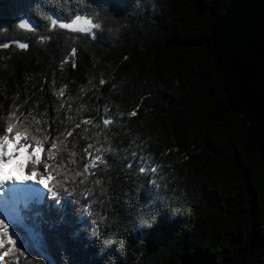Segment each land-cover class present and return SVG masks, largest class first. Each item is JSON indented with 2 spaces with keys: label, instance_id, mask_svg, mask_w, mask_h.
I'll return each instance as SVG.
<instances>
[{
  "label": "trees",
  "instance_id": "16d2710c",
  "mask_svg": "<svg viewBox=\"0 0 264 264\" xmlns=\"http://www.w3.org/2000/svg\"><path fill=\"white\" fill-rule=\"evenodd\" d=\"M6 125L70 195L3 264H264V0H0Z\"/></svg>",
  "mask_w": 264,
  "mask_h": 264
},
{
  "label": "snow or ice",
  "instance_id": "6c2138e0",
  "mask_svg": "<svg viewBox=\"0 0 264 264\" xmlns=\"http://www.w3.org/2000/svg\"><path fill=\"white\" fill-rule=\"evenodd\" d=\"M51 24L55 26L57 24V19H52ZM99 23H94L93 19L89 18L88 14H82L77 12L73 17H70V22H62L59 24V28L61 29H71L73 32H88L92 29L99 28ZM20 29L29 28V22L25 20L19 24ZM31 30V29H30ZM2 47L7 48L9 45L4 44ZM21 49H26L28 45L26 43L19 44ZM76 49H72L71 55L75 56ZM103 83V82H102ZM132 116L136 115V112L131 113ZM84 123H88L87 120ZM112 123L111 120L105 119L104 124ZM13 126L9 125L7 127V132L12 133ZM68 136H71L72 133L68 132ZM24 140L25 142H21ZM14 145V147H13ZM55 144L51 145V148H55ZM89 148L92 145H88ZM32 149L30 152L29 150ZM44 149L37 144L34 148L33 145L27 142L26 137L21 131H16L14 139L9 138V135H3L2 140H0V198H3L6 202L9 199V195L15 192L17 189H23L26 191L36 190L33 185H41L43 188L48 189L52 198H57L59 193L54 189L49 187V180L52 178L51 176L47 175L48 168L50 165L45 163V167L41 173H39L40 178L37 179L38 172L36 170H31L25 172V165H17V173L14 175L12 171H9L10 166L13 164L14 161L18 160L21 156H24L27 161L31 164L39 165L41 163V153ZM87 151V149H85ZM91 155V154H90ZM48 159H52V157H48ZM96 159L100 160V163H104L103 159L97 157ZM89 166L85 165V169L87 170ZM131 167V165H129ZM152 172H156V168L152 167L150 169ZM141 171H144L142 168ZM98 183V181H97ZM20 185H24L21 187ZM70 195V193H69ZM33 198H26L22 201L15 202L14 206L11 208L10 211H5L0 213V216H4L7 218L11 224H18L22 222V217L20 215L22 207H27L28 203L32 201ZM5 219H0V248H3L5 242L8 245H11L13 248L17 246V240L20 239V236L17 232H13V235L16 236V239H13L12 236L8 233L9 225L4 222ZM6 238V241H5ZM2 256H8L9 252L4 251L0 253Z\"/></svg>",
  "mask_w": 264,
  "mask_h": 264
},
{
  "label": "rangeland",
  "instance_id": "374dc122",
  "mask_svg": "<svg viewBox=\"0 0 264 264\" xmlns=\"http://www.w3.org/2000/svg\"><path fill=\"white\" fill-rule=\"evenodd\" d=\"M26 20L28 22H30L28 19H26ZM60 23H62V22H60ZM69 30H71V29H69ZM21 187H23V186H21ZM42 192H43V189L35 190V194L38 193L39 196L42 195ZM30 195H31V191H26V190H23V189H17L15 192H13L12 194L9 195V199H8L7 202L3 198L0 199V208L4 212L5 211H10L11 208L14 206L15 202L22 201V200L28 198ZM88 200H91V199H88Z\"/></svg>",
  "mask_w": 264,
  "mask_h": 264
},
{
  "label": "clouds",
  "instance_id": "9594fccd",
  "mask_svg": "<svg viewBox=\"0 0 264 264\" xmlns=\"http://www.w3.org/2000/svg\"><path fill=\"white\" fill-rule=\"evenodd\" d=\"M174 218V217H173Z\"/></svg>",
  "mask_w": 264,
  "mask_h": 264
}]
</instances>
